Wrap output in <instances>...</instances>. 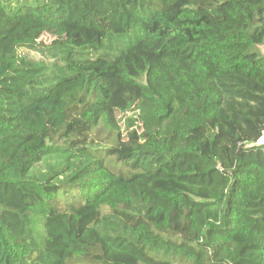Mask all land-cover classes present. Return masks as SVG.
Listing matches in <instances>:
<instances>
[{"label": "trees", "instance_id": "trees-1", "mask_svg": "<svg viewBox=\"0 0 264 264\" xmlns=\"http://www.w3.org/2000/svg\"><path fill=\"white\" fill-rule=\"evenodd\" d=\"M259 47L264 0H0V264H264Z\"/></svg>", "mask_w": 264, "mask_h": 264}, {"label": "rangeland", "instance_id": "rangeland-1", "mask_svg": "<svg viewBox=\"0 0 264 264\" xmlns=\"http://www.w3.org/2000/svg\"><path fill=\"white\" fill-rule=\"evenodd\" d=\"M53 40H54V37H52L49 34H44L40 38L39 42L41 43V45L46 46V45H50ZM259 50L264 55V47H259ZM20 54L24 55L25 57H27L28 59H30L32 61H45L46 60L49 63L52 62L51 59L43 57L41 53L36 52V51L21 49ZM132 119L135 120L134 129H139L140 123L138 121H136V119H137L136 112L129 111L127 113H117L116 114V120L118 122V125L122 129V131H124L125 126L127 125L126 124L127 120H132ZM125 135H126V132L124 131L123 136H125ZM94 146H96V144ZM46 166H47L46 163H42L38 166V170L44 172L46 170Z\"/></svg>", "mask_w": 264, "mask_h": 264}]
</instances>
